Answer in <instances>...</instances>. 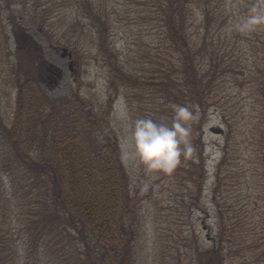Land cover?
Listing matches in <instances>:
<instances>
[{
	"label": "rangeland",
	"instance_id": "1",
	"mask_svg": "<svg viewBox=\"0 0 264 264\" xmlns=\"http://www.w3.org/2000/svg\"><path fill=\"white\" fill-rule=\"evenodd\" d=\"M85 1L97 18H105L97 14L106 9L101 33L81 10ZM256 2L216 3L219 21L210 35L215 53L211 48L199 57L203 76L214 79L212 104L206 115H201L200 104L192 111V161L168 175L148 173L126 158L123 142L128 125L137 118L170 125L173 101L166 93L123 83L108 61L119 63L136 83L156 77L159 65L171 67L170 73L178 76L177 59L158 21L157 0H0V162L13 153L5 130L12 126L23 79L20 65H26L42 78L52 102L84 99L86 110L99 114L104 125L96 134V147L108 139L118 142L133 211L127 264H201V259L211 264H264V26L250 33L229 31ZM202 7L192 0L188 10L187 35L194 45L204 33ZM47 8L53 10L45 18ZM63 49L73 54L72 72L69 60L61 58ZM206 54L217 59L215 69ZM50 65L63 73L52 86L45 81ZM121 100L129 113L126 122L118 115ZM12 169V177L0 173V237L8 238L0 241V249L5 247L0 264H58L47 256L41 235L31 225L38 188L30 191L23 160ZM68 229L72 258L64 264H103L98 236L76 230L75 224Z\"/></svg>",
	"mask_w": 264,
	"mask_h": 264
},
{
	"label": "trees",
	"instance_id": "2",
	"mask_svg": "<svg viewBox=\"0 0 264 264\" xmlns=\"http://www.w3.org/2000/svg\"><path fill=\"white\" fill-rule=\"evenodd\" d=\"M197 1L204 7V33L199 35L200 42L194 45L187 35L188 10L192 0H157V9L161 13L158 21L162 23L161 28L177 59L178 76L170 73L171 67L159 65L154 72L156 77L136 83L124 74L119 63L110 58L108 61L114 76L123 83L143 91L166 93L174 105L185 106L186 101L191 111L200 104L201 115H206L212 104L215 85L213 78L206 80L203 76L199 57L211 48L215 53L214 40L210 35L219 21V12L218 0ZM52 10L47 8L45 18ZM81 10L96 22L95 30L101 33L106 26V9L100 8L97 14L105 17L103 19L96 17L95 9L86 1ZM69 27L73 28L72 23ZM205 56L215 69L217 59L213 60L212 55ZM222 62L225 63L224 60ZM20 71L23 79L18 83L12 126L5 130L13 153L0 162V173L12 177L16 173L12 167L23 160L24 170L30 176V191L38 188L31 225L41 235L40 240L49 258L58 264L70 261L72 254L68 244L71 230L68 228L75 224L76 230L82 233L88 230L98 236L104 250L103 257L108 258H104V262L102 260L103 264L110 261L112 263L109 264H127L132 249L131 230H134L132 220H128L133 211L129 208L132 199L129 178L118 142L115 138L108 139L96 147V134L104 125L99 114L86 110L84 99L52 102L46 96L41 79L32 74L31 69L20 65ZM127 79L129 81L125 82ZM224 158L228 159L227 152ZM217 192L215 190L214 198H217ZM0 196H4L1 190ZM221 232L225 233L223 228ZM0 241L7 242V236L3 234ZM4 250L5 247L0 249V255ZM112 254L114 258L110 259ZM201 264L211 263H204L201 259Z\"/></svg>",
	"mask_w": 264,
	"mask_h": 264
},
{
	"label": "clouds",
	"instance_id": "3",
	"mask_svg": "<svg viewBox=\"0 0 264 264\" xmlns=\"http://www.w3.org/2000/svg\"><path fill=\"white\" fill-rule=\"evenodd\" d=\"M264 26V0H257L246 16L232 25L229 31L250 33ZM119 118L128 121L129 113L123 100L119 102ZM174 115L169 125L152 118H137L126 129L123 147L125 157L142 164L148 173L172 174L194 153L190 121L194 114L189 107L173 105Z\"/></svg>",
	"mask_w": 264,
	"mask_h": 264
},
{
	"label": "flooded vegetation",
	"instance_id": "4",
	"mask_svg": "<svg viewBox=\"0 0 264 264\" xmlns=\"http://www.w3.org/2000/svg\"><path fill=\"white\" fill-rule=\"evenodd\" d=\"M53 71H55V69H51L50 67L48 68V75L45 79V81L49 82L50 84H53L55 81H57V77L54 75Z\"/></svg>",
	"mask_w": 264,
	"mask_h": 264
},
{
	"label": "water",
	"instance_id": "5",
	"mask_svg": "<svg viewBox=\"0 0 264 264\" xmlns=\"http://www.w3.org/2000/svg\"><path fill=\"white\" fill-rule=\"evenodd\" d=\"M67 56H68L70 59L72 58V55L69 54L68 51L64 49V50H63V53H62V58H66ZM72 66H73V64H70V69H71V70H72ZM58 78L61 79L62 76H61L60 74H58Z\"/></svg>",
	"mask_w": 264,
	"mask_h": 264
}]
</instances>
